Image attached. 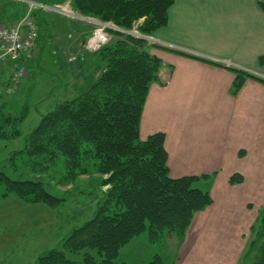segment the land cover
Here are the masks:
<instances>
[{
    "label": "trees",
    "instance_id": "obj_1",
    "mask_svg": "<svg viewBox=\"0 0 264 264\" xmlns=\"http://www.w3.org/2000/svg\"><path fill=\"white\" fill-rule=\"evenodd\" d=\"M64 2L76 13L112 22L123 30H130L143 18L138 31L150 35L166 24L168 8L174 0L43 1ZM20 7L26 10L27 4L20 1ZM44 14L41 8L34 10L35 44L39 38L41 43L48 28ZM110 31L112 38L95 53L101 64L98 76L90 78L75 96L65 97L41 114L26 134L24 148L11 153L6 166L0 168L5 193L12 192L25 202L51 208L60 206L68 192L56 195L49 191L43 178L51 167L58 164L63 168L56 183L66 186L92 171L106 175L88 181L98 190L92 215L73 225L58 245L39 254L34 264H123L117 260L119 252L135 236L147 231L150 243L165 234L183 237L194 214L212 203L209 191L196 184L201 177H170L163 132H155L146 139L139 136L150 84L157 80L162 68L161 59L149 48L164 47L142 36ZM229 69L235 73L234 94L248 77L264 84V79L257 75ZM5 105L0 99V140L15 139L20 135L18 126L25 112L9 113ZM16 153L24 155L22 165L28 166L24 167L27 170L15 168ZM242 180V175L233 173L229 182L234 185ZM105 185L107 189L102 190ZM244 250L239 264H264V206L250 227ZM148 264L165 263L155 254Z\"/></svg>",
    "mask_w": 264,
    "mask_h": 264
},
{
    "label": "crops",
    "instance_id": "obj_2",
    "mask_svg": "<svg viewBox=\"0 0 264 264\" xmlns=\"http://www.w3.org/2000/svg\"><path fill=\"white\" fill-rule=\"evenodd\" d=\"M25 12L20 7L13 20L21 19ZM43 12L66 19L60 14ZM9 22L0 20V27L8 26ZM88 34L83 31L80 39ZM150 41L164 47L152 45L149 48L161 59L162 68L157 80L150 84L139 136L146 139L155 132H163L170 177H201L197 186L209 191L212 203L194 214L178 244L181 259L189 252L192 254L193 246L201 244L202 249L195 253L204 256V259L199 257L201 264H207L219 254H230V246L224 247L225 250L218 248L219 241L215 236L221 233L224 243L229 244L231 207L251 198V192H245L248 187L243 185L246 177L264 172V84L248 77L234 94L235 73L229 69H240L264 79V0H174L168 8L166 24L152 33ZM38 44L37 40L35 46ZM172 50L205 58L221 66ZM79 51L76 64L79 56L85 62L83 55L87 52L82 48ZM39 61L25 62L29 73L14 90L8 88L12 65L1 66L0 99L8 103L22 90L23 84L27 87V78L32 73L30 68L39 65ZM93 67L99 68L100 65L96 63ZM89 79L90 76L86 75L82 86ZM27 133H22L16 140H0V162L6 154L23 149ZM233 173L242 175L243 183L231 185L229 180ZM10 194L3 193V197ZM18 199L14 216L7 219L5 226L14 229L15 233L20 231L21 239L9 250V255H13L11 260L3 264H34L39 254L56 247L59 237L52 235L47 248L41 238L32 239L31 229L42 232L43 221H37L32 215L23 216L20 212L32 210L37 203ZM27 229L31 230L30 233ZM196 254L188 259L196 258Z\"/></svg>",
    "mask_w": 264,
    "mask_h": 264
},
{
    "label": "rangeland",
    "instance_id": "obj_3",
    "mask_svg": "<svg viewBox=\"0 0 264 264\" xmlns=\"http://www.w3.org/2000/svg\"><path fill=\"white\" fill-rule=\"evenodd\" d=\"M31 1L43 2L44 0ZM19 8V0H0V20L10 21L8 24L12 25L13 22H11V20L18 16ZM68 8L72 10V8ZM77 14L82 17H91L79 13ZM44 16L49 27L43 34L41 43L39 38L38 46L34 45V48H32L33 51L31 50L30 54L24 60V65L27 60L32 62L34 59L37 63L40 60L39 65L35 68H30L32 69V73L28 76L26 81L27 85H29L26 87L23 84L22 90H19L12 100H9L8 103H6L9 113L19 114L22 111L25 112V118L18 126L20 135L17 138L10 140L18 139L22 136V133H29V131L38 123L40 115L46 113L47 110L54 105V103H52L53 100L57 98L55 100L56 103L63 100L65 97L75 96L83 82L86 81V75H89L90 78H95L100 72L98 69L101 67H93L96 66V63L101 65L100 62H97L96 60L97 56L95 53L97 51L90 52L85 48L87 39L92 35L95 27L98 26V23L90 22L87 19H73L70 17H66L67 20H63V18L48 12L45 13ZM91 18L97 22L107 24L105 30L107 38L103 45L108 43L112 38L111 29L120 30L138 37L142 36L148 42L152 41H150L152 33L150 35H145L138 31L137 27L141 24L143 18L137 20L130 30H123L109 21L104 22L94 17ZM116 27L118 29H116ZM83 31L89 34L81 40L80 38ZM80 48H84L88 54L85 53L83 55L85 62H83L82 56H79V62L76 64L75 59L80 53ZM41 54L42 58L40 59ZM11 65L13 66V64ZM25 67L26 68L21 77L22 80L29 73V68L26 65ZM21 79L19 80L18 85L22 81ZM18 85L16 88H18ZM21 150L18 151L20 152ZM11 153L13 152H10L9 154L11 155ZM9 154H6L3 161L0 162V168L6 166L4 164H7L6 162L10 157ZM16 155L17 156H13L15 158V168L17 170H27L24 167L28 166L25 165L23 167L22 165V158L24 155L17 153ZM63 172V168L56 164L44 174L43 178L51 193L57 195L62 194L64 191H68L67 194H65L66 199L60 206L51 208L45 204L35 203L36 205L32 210H26L22 213L20 212L23 216L29 217L32 215L37 221H43L42 232H35L34 229H31V238L33 239L36 236L37 239L41 238L45 247L47 246L46 244L52 242V239H50L52 235L57 234L60 240V238H62V236L73 225L81 223L92 215L96 200L95 194L98 190H96L94 184H90L88 181L92 178L99 179L100 177H106V175L100 176L98 173L92 171L90 175H80L74 183L66 186L56 183ZM252 175H248L244 183L242 181L243 185L248 187L245 188V192L248 190L251 192V195H249L251 198H248L241 205L236 204L231 207L229 244L227 245L224 243V237L221 233H219L220 236H218L219 234L215 236V238L218 237V248L224 249V247L230 246V249H232L230 254H219L215 259L208 261L207 264H239L240 257L245 251L244 247L250 233V227L257 217L259 209L264 206V172L254 175L257 179ZM107 187V185L103 186L102 190L107 189ZM3 193H5V185L0 181V258H2L0 264L11 260L13 255H9V250H12L15 242L21 239L19 233L22 234L20 231L15 233L14 229L5 226L7 219L10 216H14L15 207H17L16 203L20 200L12 192H9L11 194L8 197H3ZM223 225L224 224H222V226ZM30 228L31 227L29 226L28 229ZM28 229L27 232L30 233L29 231L31 230ZM36 229L38 230V227H36ZM181 238L182 237H179L177 234L171 233L161 236V238L154 243H150L148 241V232H142L138 236H135L120 250L117 260L123 264H148L152 257L157 254L165 264H201L199 257L204 259V256H200L199 254L198 256L195 253L199 248L202 249L201 244L193 246L191 249V251H193L192 254L189 252L186 255V258L181 259V254L178 252V244L181 243ZM54 244L55 243L51 246H54ZM51 246L49 245L48 248ZM91 252L94 253V251ZM193 253L194 256L196 254L198 258L193 257L192 259L191 257V259L189 258L191 261H189L188 256L193 255ZM80 259L81 255H76V260L79 261Z\"/></svg>",
    "mask_w": 264,
    "mask_h": 264
},
{
    "label": "built area",
    "instance_id": "obj_4",
    "mask_svg": "<svg viewBox=\"0 0 264 264\" xmlns=\"http://www.w3.org/2000/svg\"><path fill=\"white\" fill-rule=\"evenodd\" d=\"M27 4L25 15L12 25L0 27V67L13 64L9 73L8 88L14 90L25 70L23 60L30 54L37 38V24L34 10L41 8L43 11H53L57 14L73 19H87L90 22L98 23L92 35L87 39L85 48L90 52L98 51L106 41V23L95 21L91 17L79 16L70 10L68 5L60 3H38L31 0H20ZM116 29H118L116 27ZM23 59V60H22ZM2 89L0 88V95Z\"/></svg>",
    "mask_w": 264,
    "mask_h": 264
}]
</instances>
